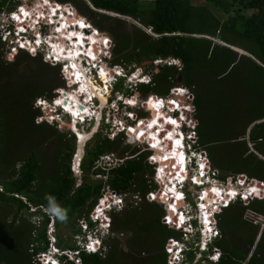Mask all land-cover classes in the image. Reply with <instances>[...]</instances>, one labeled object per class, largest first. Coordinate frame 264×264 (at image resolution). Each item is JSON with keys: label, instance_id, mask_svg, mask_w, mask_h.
<instances>
[{"label": "trees", "instance_id": "trees-1", "mask_svg": "<svg viewBox=\"0 0 264 264\" xmlns=\"http://www.w3.org/2000/svg\"><path fill=\"white\" fill-rule=\"evenodd\" d=\"M7 1L0 0V8ZM58 1L82 4V12L99 29L92 31L80 17L83 30L78 31L79 24L72 17L64 13L58 17L55 11L49 18L51 41L57 44L61 54L73 53L79 48L78 44L84 51L94 53L96 50L87 43L103 40L107 34L114 44V58L110 56L112 64L151 62L158 57L178 59L179 70L173 65L154 66L157 71L152 73L151 81L140 84L138 92L144 96L156 94L154 85L157 83L167 92L169 86L181 78L182 85L195 95L192 109L197 143L206 150L218 177L228 181L233 175L244 173L264 180V0ZM16 2L18 0H12L13 4ZM110 13L136 20L151 34L134 24L127 30L125 21ZM14 60L8 54L0 55V264H41L35 257L48 250L47 228L51 216L56 220V228L61 223H69L72 217L78 223L89 216L102 187L101 180H91L90 176L102 173L107 175L106 184L114 191L128 194L138 191L144 196L155 188L152 153L138 149L127 152L126 147L118 149V139L124 138L123 134L112 138L95 137L82 157V176L78 183L71 171L74 133L44 119L34 106L38 96H61L60 101H66L62 105L79 111L86 106L77 98L81 89L75 87L74 91L67 92L68 96L63 92L64 88L73 87L64 78L66 74L74 80L70 63L66 62L67 71L65 68L60 71L57 66L44 63L40 56L28 53H20ZM31 61L35 66L28 72L24 63L30 65ZM13 64H18L14 70L8 68ZM51 70L64 83L63 88L60 87L63 84L52 79ZM118 83L116 87L120 86ZM130 101L133 104L134 100ZM161 108V102L149 101L153 127L146 128L140 139L156 140L164 122L173 124V118L162 115ZM224 128L229 131L221 134ZM142 130V127L136 128L134 134ZM173 133L177 132L172 130L167 135L175 143L173 146L171 142L160 141L166 147L164 155L171 154L179 161L182 153L178 154L179 141L173 140ZM47 145L53 149L48 159L43 149ZM107 152L115 153L123 161L106 172L94 168L96 158ZM166 191L167 196L175 197L172 187ZM211 194L206 195L205 201L212 202ZM49 197L66 210V220L49 211ZM153 202L143 198L135 205L128 203L110 213L112 233L103 240L104 252L79 251L78 245L64 242L56 234L55 244L59 249L78 250L77 260L66 255L59 258L63 264H167L166 240L179 239L181 233L161 222L165 209L162 204ZM246 211L264 216V197L254 198L245 205L238 200L217 212L219 237L212 245L219 247L222 257L216 264H264V226L256 240L260 223L245 220ZM34 215L40 217L37 225L28 220ZM208 219L211 222L210 216ZM235 221L239 232L248 233L242 245H238L240 234L231 239L230 227ZM71 232L74 235L79 228L72 227ZM194 256L195 249L187 253L189 261Z\"/></svg>", "mask_w": 264, "mask_h": 264}, {"label": "built area", "instance_id": "built-area-1", "mask_svg": "<svg viewBox=\"0 0 264 264\" xmlns=\"http://www.w3.org/2000/svg\"><path fill=\"white\" fill-rule=\"evenodd\" d=\"M51 4H53L54 6H52ZM50 9L58 11V17H60L62 13H65V16L72 17L79 24V28L83 30L80 22L78 21V19L82 16H80L79 12L74 10V8L69 3L61 2L58 0H47V3H45V0H30L29 2H27L26 0H18V2L13 4L12 0H8L5 5L0 8V55L8 54L10 57H13L17 56L20 53H28L33 56H40L41 60L44 63H47L51 66L61 65L63 70V68H65L67 64L65 57L59 55L55 51H51L48 49V47H51L48 43L53 40L51 37L53 33H51L50 30L51 23H49V18L53 17V11H51ZM85 21L88 24L89 29H92V31L94 32L99 31V29H97V27H95L89 20L86 19ZM69 29L71 28L69 27ZM37 39H39L40 41L39 44L36 43ZM89 43L92 45V49L96 50V52H94L95 54L93 52L84 51L82 48H80L82 47V45L78 44L79 48L77 49V53L75 55L76 65H78L87 75V77L91 79L92 83L96 87L95 93L102 96L99 91H103V94L107 97L104 98L102 96L106 105L109 102V99L112 97V92H119L118 89L115 90L116 82L119 81V79L113 75V70L115 71L116 75L124 76L126 68L121 65L109 63V50L111 48V41L108 36H104L103 40L99 39V41H89L87 44ZM21 45L24 46L21 47ZM13 49H15V51H13ZM90 53L92 54V57L89 56ZM160 60L161 59H158L156 60V62H159ZM89 61L93 62L94 64H91V66H89L87 64ZM102 71H105L107 75L106 78L102 77ZM64 78L66 81H68L69 85H72L74 87V89L75 87H77V89L80 90V88L84 84V79L83 77L81 79L80 76L78 77V79L72 80L71 76L64 74ZM177 90L180 91L181 89L178 88ZM177 90L174 89L173 91ZM183 91L185 92V97L188 101L184 105L179 106L180 110L178 113L181 116L185 117L186 121H184V119L181 117L178 119L174 118L173 120L177 123L179 121V129L187 138L184 147L190 149V155L196 160V172L192 175V181L195 183L194 186L199 189V192L195 195V199H198L197 204L199 208H201L202 211L206 210L208 212V210H211V207L207 209V206H212L214 210H217L218 208H220V206H225L228 204L229 197H238L240 200L244 201H248L249 199H254L257 197H264V180L248 178L244 173H241L229 179L230 181H225L218 177L217 169L210 168V162L206 150L204 149V147L198 145L197 143L198 137L195 130V120L193 118V115L188 114L193 110L191 105L192 90L183 89ZM90 93L80 90L78 98V100H81L80 102L85 104L89 109V116L87 118L81 117L79 113H76L73 116L64 107V105H62L61 103L57 104V100H62L60 99L61 96H38L34 101V106L39 109L44 119L53 122L60 128H66L69 117L74 123L76 121L81 122L80 127H82V125L84 124L89 123L90 120L93 121L95 125L97 114L99 113L101 114V117L103 119L100 117L97 124L99 125V123H103L106 127V131H100L107 132L108 128L112 129L111 132L106 136L112 138L117 136L118 134H123V136L134 135V131H132V129L142 127L143 130L138 135H136V137L140 141L146 139H140V137H143V131H145L149 124L145 122L144 115L138 117L132 110H127L129 101L131 99L128 100L127 98L123 97L122 94H119L115 97L116 101L120 100L121 102V108H119V110L117 111L121 114L122 117L120 120L114 121L111 126L110 124L107 125L108 115L105 109L106 106L104 105L101 107L99 97L94 92ZM65 95L68 96V94ZM41 101L43 103H41ZM62 102L65 103L66 101L63 100ZM111 102L112 101H110L109 103ZM110 106L111 108L117 109L115 104H111ZM123 108H125V110H122ZM92 116L93 118L90 119ZM152 127L153 125H151V127H148V130L152 129ZM159 129L162 130L160 133L163 132L164 137L168 138L167 135H169L170 133L167 127L163 125L162 127H159ZM159 129L156 134L158 139H147V141L145 142V146L143 147V151L151 152L153 150V152H151V163L153 169L152 181L155 183V186H157V190L152 189L148 191L144 196H142L138 191L131 194L118 193L107 186V175H104L102 173L95 174L94 177L96 179L102 180V187L100 190V195L97 197V200L94 203L89 216L87 218H81L79 220V223L81 224L80 233L74 235L75 242L79 246V248H77L79 251L84 250L88 253L97 251L99 249V245L102 243L101 236H107L112 233L110 227V214L107 213V210L111 209L112 211H116L123 208L128 203L135 205L143 198L149 202H158L162 204L163 207L166 206L167 208L164 207L166 213L163 214L161 222L167 227L179 231L181 233V237H188L186 233L187 228L182 225L183 221L180 218V215L183 211L178 208V204L176 202L181 200L183 197L186 198L187 192L185 193L184 191V186H182L181 184V179H178L173 172V170H176L177 160L171 154H169L168 156L164 155V150L166 149V147L161 141H164L165 143L171 142V145L175 143L172 141V139L169 138L166 140L161 139L159 137ZM95 131H97V129ZM174 136L175 138L173 140L179 141V139L177 138L178 136ZM161 155L162 157L160 158ZM187 159L191 160V157H188ZM122 161L123 159L119 158L115 153L107 152L99 155L96 158V160L94 161V167L106 172L119 165ZM79 163L80 157L77 153H74L71 160L72 167H74V169H78ZM207 180L213 182V186L210 188H216L218 192V194H211L210 199H212V202L210 203L209 201L206 202L204 197V192L208 191V188L205 187ZM216 180H220V182H218L219 184L216 182ZM167 181L172 184H169ZM177 183L179 188L177 194L182 198H179L177 195V198H173V194H170V197L167 196L168 193L166 189L172 187ZM1 189L2 187L0 185V190ZM222 192L228 194V198H226L225 194ZM170 200H172V203L168 204ZM165 202H167V204H165ZM170 207H172L173 210H170ZM39 219V216L34 215L32 218V222L37 225ZM213 232L216 235H218L219 233L217 229H214ZM97 241L99 243H97ZM178 245V239L174 237H169L167 239L165 248L167 250V253L169 252V264H177L174 259L175 256L171 255L170 252L174 250L175 246ZM53 250L59 251L60 254L66 253L70 256L68 250L60 251L55 247ZM78 250H75L72 253L77 254ZM44 255L46 254L41 253L39 256ZM41 260L43 259L41 258Z\"/></svg>", "mask_w": 264, "mask_h": 264}, {"label": "rangeland", "instance_id": "rangeland-1", "mask_svg": "<svg viewBox=\"0 0 264 264\" xmlns=\"http://www.w3.org/2000/svg\"><path fill=\"white\" fill-rule=\"evenodd\" d=\"M27 2H29L30 0H26ZM78 1V0H77ZM69 4H71V6L74 8V10H76L77 12H79V15L80 16H82L85 20L87 19V20H89L90 21V19L87 17V15H85L82 11H83V9H84V7H83V5L82 4H80V2H78V4H80L79 6H76L75 4H74V2L72 3H70V2H68ZM65 14V13H64ZM110 15H114V16H117V14H114V13H110ZM68 18H71V17H69V16H67ZM117 17H120V19H122V20H124L125 21V24H126V29L127 30H131L132 29V26H133V24L134 25H136L137 27H141V28H143L145 31H147L148 33H150L151 34V32L149 31V29L148 28H146V27H142L141 25H139V23L136 21V20H134V19H132V18H129V17H125V16H117ZM73 21H74V19H73ZM79 21V20H78ZM91 22V21H90ZM78 31H80V28H78L77 29ZM105 36H108L107 34H104ZM109 37V36H108ZM109 39H110V41H111V48H110V50H109V55L111 56V59L112 58H114V56L112 55V52H113V49H114V44H113V41H112V39L109 37ZM53 43V45H54V47H55V45H56V47H57V44H55L54 42H52ZM235 50H237L239 53H242V54H245V52L244 51H242L241 49H239V48H236V47H233ZM82 49H83V47H82ZM58 51V50H57ZM76 53H77V50H75V53H73V58L75 57V55H76ZM69 54H71V53H69ZM68 56H70V55H68ZM14 58H15V56H13V60H14ZM110 59V60H111ZM110 60H109V63H111L110 62ZM133 60V59H132ZM169 60V59H168ZM15 61V60H14ZM14 61H12L13 63H14ZM26 61V60H25ZM156 62V61H155ZM164 62H167L166 60H162L161 61V63H159L158 65L160 66V67H162L163 65H165L166 66V68H168V65L167 64H164ZM169 62H170V60H169ZM31 63L32 64H30V65H28L29 64V62H25L24 63V65L26 66V69L28 70V72H32V70L30 69V68H32V67H34L35 66V63L33 62V61H31ZM148 63H150L149 61H146V60H144V61H142L141 63H136L135 61H133V62H130V63H126V64H124V63H121V62H117L116 64L117 65H121V66H123V67H125L126 68V72L125 73H127V71H130L131 69H135V68H137V67H140L139 68V70L140 71H143V73H148L149 75H150V70H151V66H148L147 67V65H148ZM174 63H175V61H174ZM173 63V64H174ZM71 64V63H70ZM89 66H91V64H94L93 62H91V61H89L88 63H87ZM112 64V63H111ZM16 65H18V64H13V65H10V66H8V68H13V70L16 68ZM95 66V65H94ZM55 67V66H54ZM57 67L58 68H60V71L62 70V66L61 65H57ZM71 67H72V64H71ZM174 67H175V65H174ZM239 67L240 66H238L237 67V69H239ZM177 68V67H176ZM30 69V70H29ZM72 69H73V67H72ZM93 69H95V68H93ZM152 70H154V71H157V69L153 66V69ZM103 72V71H102ZM105 72V71H104ZM113 75L115 74V71L113 70ZM51 73H52V79L54 78V79H56V80H58L59 81V79H58V77L55 75V73H54V71H52L51 70ZM162 73V72H161ZM160 73V76H162V74ZM31 74H33V73H31ZM61 74V73H60ZM159 74V73H158ZM106 74H102V77L103 78H106ZM4 77V79H6V77L5 76H3ZM171 77V75H168V78H170ZM167 78V79H168ZM3 79H1V81H2ZM130 79H126V80H124V82L123 81H117L116 82V84L118 83V82H120V86H121V89H120V92H118V93H116V91H115V93L112 95V97L109 99V102L110 101H112L111 103H107L106 105H105V103H104V98H107L104 94H103V91H99L100 92V94H102V96L104 97H102V96H100V95H98V94H96L98 97H99V99H100V104H101V107L102 106H106L105 107V109H106V113H107V115H108V124L107 125H111L112 126V124H113V122L114 121H118V120H120L121 119V114L120 113H118V111L117 110H119V108H121V105H120V103L121 102H118V101H116V96L117 95H119V94H123V96L125 97V98H127L128 100L129 99H133L134 100V104H132V103H129L128 105L131 107V108H128L127 107V110H132L134 113H135V115H137L138 117L139 116H143L144 115V117L145 118H150V114H147L148 113V111L145 109V104H144V102L146 103L147 101L144 99V95H142L141 93H139L138 91V89H137V87H138V85L136 86V87H133L132 89L131 88H128V89H130L127 93L126 92H124V91H126V88L124 87L126 84V82L127 81H129ZM172 80V79H171ZM171 80H169V81H171ZM144 81L146 82V83H144L143 82V84H147V82H149L150 81V77L148 76L147 78H145L144 79ZM60 83H61V81H59ZM134 82V81H133ZM61 84H63L62 86H60V87H62L63 88V86H64V83L62 82ZM92 84V85H91ZM119 84V83H118ZM56 85H58V84H56ZM91 89H94V92H95V89H96V87L94 86V84L92 83V81H91V79L89 78L88 79V84H87ZM71 86V85H70ZM175 86H180V87H184V85H182V83H181V78H179L178 77V79L176 80V83L174 84V85H171V86H169L170 88L167 90V92H165L166 90H162V89H160L159 88V84L157 83L156 85H154V90H155V93H156V95L158 96V97H161L162 99H163V103H164V105H166V100L168 99V98H170L171 97V93L169 94L168 92H169V90L170 89H172L173 87H175ZM118 87V86H117ZM116 87V88H117ZM123 87V88H122ZM165 87V86H164ZM85 88V87H84ZM125 88V89H124ZM86 89V88H85ZM89 89V88H88ZM185 89H189V88H187V87H185ZM74 91L75 89H74V87H69V88H64V90H63V92H65L66 94H67V92L68 91ZM116 90V89H115ZM190 90V89H189ZM122 91V92H121ZM191 93H192V101H191V105H192V103H193V101H194V97H195V95H194V92L193 91H191ZM130 94H132L133 96H135V97H132ZM77 98H79V94L77 95ZM176 98H179V97H177L176 96ZM111 99H113V100H111ZM180 99V98H179ZM249 100H250V97H249ZM118 102V103H117ZM133 102V101H132ZM251 102H253V100L251 101ZM111 104H115V106L117 107V109L116 108H111ZM142 106V108H140ZM134 107V108H133ZM126 108V107H125ZM125 108H123L122 110H125ZM147 111H145V110ZM166 109H168V110H172V109H170L169 107H167L166 106ZM82 110H86L85 112H89V109H88V107L87 106H85V108L84 109H82ZM117 111V112H116ZM260 110H258V111H256V112H259ZM76 113H80V116H82L81 115V111H74L73 110V112L71 113V114H73V116L76 114ZM147 114V115H146ZM188 114H192V115H194V112H193V110L191 111V112H189ZM187 114V115H188ZM89 115V114H88ZM170 116L169 117H173V119L175 118V119H178V118H183L184 119V121H186L185 120V117H183V116H181L179 113H177V112H173V113H170L169 114ZM84 116H86V115H84ZM104 117V116H103ZM102 118V117H101ZM249 118V117H248ZM103 119V118H102ZM194 120H195V117H194ZM129 121V120H128ZM100 124H102V125H100ZM55 125V124H54ZM96 126H97V124L96 125H94V123L93 122H89V123H87V124H84V125H82V127H80L79 128V130L78 131H80V132H82V134H78V133H76V135H77V137H76V135L74 134V136H75V148H74V152L73 153H78L79 152V154L80 155H78L79 157H80V161H81V159H82V156L84 155V152H85V150L87 149V148H90L92 145H93V141H94V138L96 137H100V138H102V137H104V136H106V135H108L110 132H111V128H108V130H107V132H101L100 130H103V131H106V127H105V125L103 124V123H99V125L97 126L98 127V130H97V132L95 133V134H93V132H94V130L96 129ZM66 129H68V128H66ZM69 130V129H68ZM196 130V129H195ZM229 131V129H227V128H224L223 130H220V133L221 134H225V133H227ZM87 132V133H86ZM92 135V136H91ZM134 135H136V134H134ZM134 135H128V136H124V138H120V139H118V143H120V148H118V149H121V148H124V147H126L127 148V152H129L130 150H132V149H138L139 150V152L140 151H143V147L145 146V142L147 141V139H146V141H144V139L143 140H141V141H137V140H135V136ZM92 137V138H91ZM114 139V138H113ZM82 141V143L80 144V142ZM197 142H198V140H197ZM44 149V152H45V154H46V159H48L49 157L48 156H50L51 155V153H52V151H53V149H52V147L51 146H46V148L44 147L43 148ZM150 152V151H149ZM151 152H153V150L151 151ZM73 168V170H74V172L76 173L75 174V176H77V181H78V183H79V181H80V179H81V176H82V174H79L78 173V171H77V169L75 168L74 169V167H72ZM210 168L212 169L213 167L210 165ZM81 171V170H80ZM196 172V171H195ZM238 175V174H237ZM246 175V174H245ZM236 176V175H235ZM234 175L231 177V178H233V177H235ZM247 176V175H246ZM248 177V176H247ZM230 178V179H231ZM248 178H250V177H248ZM90 179L91 180H95V177L93 176V175H91L90 176ZM228 181H230V180H228ZM215 182V181H214ZM216 182L218 183V182H220V180L219 181H217L216 180ZM215 184V183H214ZM219 184V183H218ZM187 188V198H186V200H185V202H184V204L182 205V209L183 210H185V211H191L192 210V212H194V207H191V205L190 204H192V203H194L193 201L194 200H196L195 199V195L199 192V189L198 188H196L195 186H188V187H186ZM155 190H157V186H155V188H154ZM174 190V189H173ZM158 191H159V189H158ZM174 193H175V196L177 195L178 197H181L180 195H178L177 194V192L174 190ZM210 193H216V194H218V192H217V190H215V191H213V188L211 189V188H208V191L206 192H204V197H206V195L207 194H210ZM176 196V197H177ZM252 199H249L248 201H251ZM145 201L146 202H149V201H147L146 199H145ZM241 201V203L243 204V205H245V204H247L248 203V201L247 200H240ZM153 203H155V201L153 202ZM165 204H167V202H165ZM164 207H166V206H164ZM163 206H162V208H164ZM167 208V207H166ZM194 208V209H193ZM32 210H35V209H32ZM221 210V209H220ZM219 210V211H220ZM166 213V212H165ZM22 216H27L26 214H23ZM205 217V216H204ZM32 218H33V216H30L29 217V221L30 222H32ZM243 218L245 219V220H249V221H251V223H253V224H258V223H260V229H259V231H258V234H257V237H256V240L258 239V237L260 236V234H261V230H262V227L264 226V216H261V215H255L254 213H252V212H250V211H246L245 213H244V216H243ZM8 219H11V217H9ZM181 219H182V217H181ZM214 222L216 223V227H217V229H219L218 228V225H217V218H216V214H214ZM34 220V219H33ZM182 221H184V220H182ZM55 222H56V220H55V218L53 217V216H51V220H50V222L48 223V228H47V235H48V238H49V242H50V244H49V249L45 252L46 253V255H44V256H39L40 254H38L37 255V257H35V259H37V261L39 262V263H44V264H50L49 263V261L51 262V264H59V262H57L56 261V259H55V257H54V254H57V253H59V251H54L53 249H54V247L55 248H57V249H59L57 246H56V244H55V242L57 241V237H56V234H58L61 238H62V240H64V242H67V243H69V244H71V243H73V244H75V245H77L76 244V242H74V235H76L77 233H80V229H81V224L78 222L77 223V221H75L74 220V218L72 217L71 219H70V222L69 223H61L60 224V226L58 227V228H56V225H55ZM204 222H206V223H208L209 222V219H208V222H207V220L205 221V219H204ZM236 222V221H235ZM37 223V222H36ZM237 222L232 226V227H230V230H231V239H234L235 237H237L239 234V236H240V239H241V242L238 244V245H242V242L244 241V239L248 236V233H241V232H239V224H237ZM72 227H74V228H79V232H77V233H75L74 235H72V232H71V228ZM50 233V234H49ZM69 236H72L71 237V239L69 238ZM121 238H122V240L124 239V236H120ZM126 235H125V239H126ZM128 237H129V235H128ZM190 238V237H189ZM192 238L196 241V238H197V236L195 235V233L193 232L192 233ZM185 238H183L182 237V240H184ZM204 241H206V239H205V236H203V238H202V243L200 244V247L202 246V244H203V242ZM166 242H167V240H166ZM166 244V243H165ZM212 244H213V241H212ZM254 248V245L252 246V249ZM189 249V248H188ZM60 251H66V250H68V249H65V250H61V249H59ZM165 251L167 252V250L165 249ZM210 256L207 258L208 260H211V261H208L207 263H206V261L204 260V264H216V262H218L219 261V259L222 257V252H221V250L219 249V247H214L213 245H212V249H211V251H210ZM198 256H200V254H196L195 256H194V258L192 259V262H193V264H197L198 263V260H197V258H198ZM68 258H73V259H75V255H74V257L71 255V256H67ZM41 258L43 259V260H41ZM41 260V261H40ZM75 260H77V259H75ZM168 260H169V256L167 257V262H168ZM233 260V259H232ZM169 263V262H168Z\"/></svg>", "mask_w": 264, "mask_h": 264}, {"label": "clouds", "instance_id": "clouds-1", "mask_svg": "<svg viewBox=\"0 0 264 264\" xmlns=\"http://www.w3.org/2000/svg\"><path fill=\"white\" fill-rule=\"evenodd\" d=\"M158 59H161V60L159 62H155ZM168 59L170 61H173V63L175 61V63L173 64V63L169 62ZM162 60H166L167 61V62H164V64L173 65V66L175 65V67H177V70L180 69V62H179L178 59L173 58V57H169V58H160V57H158V58L152 60L151 62L149 61L150 63H148V65H147V67L148 66H151L150 75L148 73H143V71H140L139 70L140 67H137L135 69H131L130 71H127V73H125L124 76H120V75L118 76L116 74H114V76L117 77L119 79V81L121 80L123 82L126 79H130L129 81H127L125 83L126 84L125 85L126 91H124V92L127 93L130 90L128 88H131L132 89L133 87H136L137 85L139 86L140 84H143V82L146 83L144 81V79L147 78L148 76L150 77V81H151V79H152V73L156 72V71L152 70L153 69L152 66H157V68H159L160 66L158 64L161 63ZM149 82H147V84ZM185 87L186 86H184V87L175 86L172 89H170L168 93L169 94L171 93V97L166 100V105H164L163 99L161 97H158L156 94H150L148 96H145L144 99L145 98L148 99L146 103L144 102L145 109L148 111L147 114H150V118H148V119L145 118V122H148V124L150 125L151 124L150 121H151V119L153 117L152 116V110L149 109V101H153L154 102L155 100H157L158 102H161V107H162L161 108V112H162V115H168V116H170L169 115L170 113H173V112H177L178 113L179 110H180V107L179 106L184 105L188 101L187 98L185 97V92L183 91V89H185ZM119 88L121 89V86L120 87H117L115 89H118L119 92H120V89ZM178 88H180L181 90L178 91L177 90ZM174 89L177 90V91H173ZM172 91H173V93H172ZM113 94H114V92H112V95ZM175 94L180 95L182 97V99L176 98ZM130 95L132 96V94H130ZM122 96H123V94H122ZM118 101L120 102V100H118ZM166 106L169 107L172 110L170 111V110L166 109ZM131 107L128 105V108H131ZM140 108H142V106ZM88 116L89 115H86L84 117L87 118ZM100 117H101V114H100L99 117H98V114H97L96 124L98 122V119H100ZM92 118H93V116L90 119H92ZM155 118H159V116L156 117V115H155ZM67 122H68V124H67L66 128H68L72 133H74L76 135V133H77L76 130H79L80 125H81V122L76 121L74 123L70 119V117L68 118V121ZM91 122H93V121H91ZM164 125L166 127H169V133H171L172 130L177 132V133H173V134L178 136L177 137L179 139V146H178V150L179 151H178V154L179 153H182V154H181V156H179V158H178L179 161H177L176 170H173V172H174L175 176L178 179H181V184H182V186H184V191L186 193L187 192V188L186 187L191 186V185L192 186L195 185V183L192 181V175L196 171V163H195L196 160H195L194 157H192L190 155V153H189L190 152V149L184 147V144L186 143L187 138L180 131L178 123L176 122V124L173 125L171 123L164 122ZM96 129L98 130V127L97 126H96ZM95 130H94L93 134H95L97 132ZM147 130H148V127H147ZM160 134L161 133L159 132V135ZM134 136H135V140L140 141V140L137 139L136 135H134ZM76 137H77V135H76ZM160 138L163 139V140H166V138L164 137V133L163 132H162V136H160ZM146 139H148V138H146ZM146 139H144V141H146ZM77 154L80 155L79 152ZM188 157H191V160H188L187 159ZM80 165H81V161H80L79 166H78V169H77V171H78L79 174H81V171H80L81 170V166ZM96 169H98V168H96ZM71 171L74 173V175L76 174L74 172L73 168H72V165H71ZM96 174H98V173H96ZM180 176H181V178H180ZM167 182L170 184L169 181H167ZM212 186H213V182L207 180L205 187L210 188ZM172 187L174 188V190L176 192L179 190L178 183L175 184V185H173ZM222 193H224L225 196H226V198H228V194H226L225 192H222ZM174 198H176V197H174ZM186 198H187V196H186ZM186 198L183 197L181 200H179L180 202L179 201H176V202L178 204V208H180L183 211L182 214L180 215V218L182 217V220H184L182 225L187 228L186 233H187L188 237L185 238L184 240H182V237H180L178 239L179 240V245L178 246H175L174 247V250H172L170 252V254L173 255V256H175L174 259H175V261H176L177 264H193L192 261H189L188 260L187 253L190 250L195 249V255L197 253L200 254V256H198V258H197V260H198V263L197 264H204V260L206 261V263L208 261H211V260H208L207 258L211 255L210 254V251L212 249V241H214L217 237H219V233H218V235H216L213 232L214 229H217L216 223L214 222V220H215L214 219V214H217V212L220 209L228 207L231 203H234V202H236L238 200L240 201V199L238 197H233V198H230L229 197L228 204L225 205V206H220V208H218L217 210H214L212 208V206H207L206 205L207 206V209H209L211 207V210H208V212L206 210H203L202 211V209L199 208V206L197 204V200L198 199H196V200L193 201L194 203L190 204L191 207H194L195 208V209L193 208L194 209V212H192V210L191 211H185V210H183L181 208L182 205L184 204ZM49 211L51 213H53L55 216H57L59 219H61V220H66L67 219V212H66V210H64L63 208H61L59 206V204L56 203L55 199L52 198V197H49ZM111 212H112L111 209L107 210V213L110 214ZM209 216L211 217V222H208V217ZM204 219H205V221L207 220L208 223L204 222ZM217 230L219 231V229H217ZM193 232L197 236L196 241L192 238V233ZM107 236H101L102 243L99 245V249L97 251H95V252H99V251L104 252V249L105 248L103 246V240ZM203 236H205L206 241H204L203 244H202V246L200 247V244L202 243ZM45 252L43 254H46ZM68 252H69V254L71 256L73 254L72 252H74V251L68 250ZM168 254H169V252L167 253V257L169 256ZM61 255L68 256L66 253H63V254H60V253L54 254V257H55L56 261L59 262V264L60 263L63 264V261H61V259L59 258ZM74 255H76V254H73L72 256L74 257ZM69 259H73V258H69ZM167 264H169V263L167 262Z\"/></svg>", "mask_w": 264, "mask_h": 264}, {"label": "bare ground", "instance_id": "bare-ground-1", "mask_svg": "<svg viewBox=\"0 0 264 264\" xmlns=\"http://www.w3.org/2000/svg\"><path fill=\"white\" fill-rule=\"evenodd\" d=\"M51 47H48V49L49 50H51V51H55V52H57L59 55H61V56H63V57H65V60H66V62H68V63H71L72 64V67H73V65H75V67H73V69H72V71H73V74H74V79H78V77L80 76L81 77V79H82V77H83V79H84V84L82 85V87L80 88L81 90H83V91H85V92H88V93H90V92H94V89H91L87 84H88V77H87V75L84 73V71L78 66V65H76V61H75V57L73 58V53H75V50L73 51V53H71V54H61L59 51H57L58 49H57V47H56V45H55V47H54V45H53V43H52V41H50L49 43H48ZM68 55H70V56H68ZM171 63H173V61H170ZM70 64V65H71ZM71 67V68H72ZM92 85V84H91ZM86 89H85V88ZM89 88V89H88ZM95 93V92H94ZM172 93H173V91H172ZM91 94V93H90ZM95 94H97V93H95ZM175 96H177V97H179L180 99H182V97L180 96V95H178V94H175ZM64 107L70 112V113H72L73 112V110L74 111H78V110H75V109H73V108H71L69 105H64ZM85 108V107H84ZM83 108V109H84ZM81 111V117H84V115L85 114H87L88 115V113L87 112H85V110H80ZM80 114V113H79ZM73 115V114H72ZM100 116V114L98 113V117ZM77 131V133L78 134H82V132H80V131H78V130H76ZM82 143V141L80 142V144ZM213 189H215V190H217L216 188H213Z\"/></svg>", "mask_w": 264, "mask_h": 264}, {"label": "snow or ice", "instance_id": "snow-or-ice-1", "mask_svg": "<svg viewBox=\"0 0 264 264\" xmlns=\"http://www.w3.org/2000/svg\"><path fill=\"white\" fill-rule=\"evenodd\" d=\"M45 3H47V0H45ZM57 7H58V6H57ZM53 14H55V10H53ZM81 26H83V25H81ZM57 31H59V29H57ZM36 43H37V44L40 43L39 39H37ZM105 43H106V42H105ZM23 46H24V45H21V47H23ZM13 51H15V49H13ZM33 51H34V49H33ZM93 58H94V57H93ZM73 67H75V65H73ZM65 71H67V68H65ZM41 103H43V102L41 101ZM56 103L59 104V103H62V101L57 100ZM129 103H131V101H129ZM85 111H86V110H85ZM172 123L175 124V121H172ZM149 127H151V124L149 125ZM132 131H134V129H132ZM141 134H142V133H141ZM213 191H215V189H213ZM97 243H99V242L97 241Z\"/></svg>", "mask_w": 264, "mask_h": 264}, {"label": "water", "instance_id": "water-1", "mask_svg": "<svg viewBox=\"0 0 264 264\" xmlns=\"http://www.w3.org/2000/svg\"><path fill=\"white\" fill-rule=\"evenodd\" d=\"M148 1H153V0H148Z\"/></svg>", "mask_w": 264, "mask_h": 264}, {"label": "flooded vegetation", "instance_id": "flooded-vegetation-1", "mask_svg": "<svg viewBox=\"0 0 264 264\" xmlns=\"http://www.w3.org/2000/svg\"><path fill=\"white\" fill-rule=\"evenodd\" d=\"M92 138V137H91Z\"/></svg>", "mask_w": 264, "mask_h": 264}]
</instances>
